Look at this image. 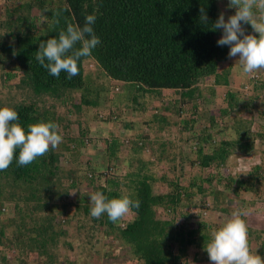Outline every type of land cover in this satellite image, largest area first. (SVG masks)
I'll return each mask as SVG.
<instances>
[{"label":"trees","instance_id":"1","mask_svg":"<svg viewBox=\"0 0 264 264\" xmlns=\"http://www.w3.org/2000/svg\"><path fill=\"white\" fill-rule=\"evenodd\" d=\"M4 1L0 6V76L4 77L0 94L8 88L4 87L5 80L14 78L16 72L20 74L18 87H28L31 94L28 100L24 95L16 98L15 103L11 101L15 97L10 96L14 93L6 97L9 102L0 98V107L15 109L25 130L31 123L55 122L63 142L28 166H18L14 159L7 170L0 171V247L12 248L18 254L8 260L0 250V264H62L54 247L72 245L66 240L60 242L66 231L56 219L62 216L66 225L74 219L77 227L87 226L88 231L101 229L103 237L109 238L104 248H95L96 241L88 240V251L72 259L65 258L68 264H103L104 257L122 259L118 264H186L189 256L194 262L209 260L205 246L211 232L221 225L207 222V216L191 220V207L195 206L201 215L213 207L227 211L220 207V186L229 191V200L254 192L253 200L249 201L253 205L261 201L256 198L262 197L257 185L264 176L260 166H252L251 171L241 174L228 165L234 154L249 156L253 148H260L264 129L250 136L244 123L232 121L230 127L235 135L227 138L224 132L228 127L217 121V117L229 116L230 110L245 103L240 89L228 87L232 67L229 46H218L221 29H211L220 15L222 0H18L17 4H11L14 0ZM44 8L49 10L44 12ZM201 8L208 18L206 24L200 20ZM33 10L39 14L32 16ZM41 12L50 23L53 14L59 12L60 23L53 27L46 23L38 26ZM88 14L97 17L93 28L101 43L91 56L78 61V75L71 79L64 72L59 77L52 76L35 59L39 43L58 38L59 31L66 30L68 23L83 27ZM242 27L245 34L258 35L250 24ZM217 86L225 87L222 94L225 106L216 108L210 116V127L220 130L221 136L216 139L213 134L190 127L203 110L200 102L211 101ZM257 87L264 88V80L252 78L249 103L256 99L253 93ZM163 89L176 92L165 104ZM76 91L80 92L79 101L72 103V109L68 108L66 113L58 111L54 104L46 107L36 103V98L50 96L63 105V100L72 98ZM157 101L161 105L155 108L153 103ZM188 102L193 105L191 115L179 122L173 123L161 113L172 111L171 115L176 112L183 116L181 112ZM260 105L264 118V100ZM149 106L156 112L149 110ZM68 112L85 118L84 122H78L75 136L69 133L72 121ZM135 119L141 120L139 127L133 124ZM91 120L113 121L117 128L120 122L124 125L116 136L102 142L103 153L84 156L81 148L89 152L91 144L84 139ZM173 125L180 126L179 130L174 132ZM147 129L150 135L149 131L145 134ZM183 143L187 144V150ZM79 156L83 160L76 161ZM63 157L64 163L69 158L76 165L66 164L65 170L60 164ZM120 159L126 163L124 173L120 171ZM101 164L105 169L98 170ZM176 166L180 172L177 176ZM164 167L166 171L162 170ZM190 168L198 172L184 183L180 176L186 175ZM160 171L164 173L159 174ZM169 171L173 176L168 175ZM64 179L66 186L61 185ZM160 182L165 183L167 191L154 190ZM82 185L87 192L81 193ZM16 189L19 193L14 192ZM71 190L76 193L73 203L59 204L57 197L65 199ZM96 191L109 198L130 195L140 201V207L133 208L115 224L106 214L95 219L90 215L87 193ZM4 199L13 203L11 215L6 213ZM208 202L216 206L210 209ZM69 204H74V212L69 210ZM158 206L163 207L166 215L157 212ZM260 206L263 217L259 218L261 223L259 219L256 223L261 228L255 231L247 225L250 248L264 259L263 201ZM182 208L187 213L179 217L178 210ZM6 226L12 227V234L5 235ZM257 240L259 249L250 244Z\"/></svg>","mask_w":264,"mask_h":264},{"label":"clouds","instance_id":"2","mask_svg":"<svg viewBox=\"0 0 264 264\" xmlns=\"http://www.w3.org/2000/svg\"><path fill=\"white\" fill-rule=\"evenodd\" d=\"M228 7L235 8V13L228 16L227 20L221 13L211 25L212 30L222 29L223 31L217 39V45H228V56L239 57L236 62L241 66L243 74L249 75L264 70V0H229ZM48 10V8L43 9L44 12ZM200 12V20L206 24L208 18L204 9L201 8ZM40 16L39 23H46L48 27L60 23L59 12L53 14L51 23L43 12ZM96 19L95 14H88L85 16L83 27L68 23L66 30L59 31L58 38L51 37L46 42H40L35 54L36 61L54 77H59L61 72L67 73L68 79L78 75V61L82 57L91 56L93 50L101 43L93 28ZM243 24H250L258 35L245 34ZM78 44L79 47H77ZM248 88L251 89L250 86ZM238 89L245 94L244 88L238 87ZM18 120V112L15 109L8 106L0 107V171L7 170L14 159L18 166H28L37 158L47 155L50 150H55L63 142V137L58 131L59 126L55 122L31 123L25 130ZM255 140L257 142V139ZM234 155L237 157H233V160L228 163L229 166L233 163L236 166L238 161L240 163V160L251 157V155L244 156L239 153ZM257 161L259 163V159ZM235 169L232 168L233 172L237 171V166ZM249 193L254 195L251 191ZM87 194L90 197L91 217L99 219L106 214L108 220L114 224L128 215L133 208L140 207V201L130 198V195L109 198L100 191ZM208 203L211 209L212 203ZM158 210L160 215H166L163 207L158 206L157 212ZM181 210L187 213L185 208L179 209L178 213ZM194 210L199 212L193 206L190 213ZM205 213L202 212L200 219H203ZM190 219L192 220V217ZM205 249L212 264H264V259L250 248L248 225L243 219V214L238 210L232 213L230 219L211 232V239ZM189 261L190 256L186 257V264Z\"/></svg>","mask_w":264,"mask_h":264},{"label":"rangeland","instance_id":"3","mask_svg":"<svg viewBox=\"0 0 264 264\" xmlns=\"http://www.w3.org/2000/svg\"><path fill=\"white\" fill-rule=\"evenodd\" d=\"M6 2L4 0H0V6H2V3ZM11 4H17L18 0H14V1H10ZM228 3L229 0H222L219 3V14L223 13L225 20H227L228 16L233 15L235 13V10L230 9L228 7ZM2 13L1 9H0V14ZM35 14V15H34ZM39 13L36 12V10H33V12H31V15L33 16H37ZM38 26L39 22L37 23ZM253 33L254 30H253ZM223 34V31L221 29L220 34L217 36V39ZM232 63V67L230 69V73H229V82L231 83V86H233V88H244V90L246 91L245 94L244 93H240L241 95L243 94V96L241 97L242 101H244L245 103H241V106L239 107V109H232L229 111V116L224 115L222 117H217V121L219 124L221 125H225L227 129V132L225 131L224 133H226V137H230V136H234L235 133L232 129V127H230V123L233 121L235 122H239L241 121L242 124L244 123V129L246 131H248V133L250 134H255V131L257 130H263L264 129V118L263 116H261L260 114L262 113L261 110V105L260 102L262 100H264V88L262 87H257L256 90H254V95H256V99L254 101H251V103H249L248 100V94L251 92L252 88L249 90V86H251L252 83V78H254V80L257 79H262L264 80V70H260L259 72H256L254 74H249V75H245L242 73L241 70V66L239 65L238 62H236L239 57H228ZM89 66H91L89 64ZM225 66H227L225 64ZM7 70V69H4ZM16 76L14 78H12L11 80H5L6 85L4 87H8L4 89V92L0 94V98H3V100L5 102H9L8 101V97L10 94L14 93V95H10L11 97H15L13 100L11 99V101L13 103L16 102V98L19 100L20 98L23 97L24 95V99L28 100V96L29 94H31V91L29 90V88L27 87H18L17 83H18V79L20 78V74L19 72H16ZM3 77V75H2ZM0 76V86H2V78ZM4 78V77H3ZM251 78V79H250ZM210 83V82H209ZM243 85H247L248 87H244ZM243 86V87H242ZM259 86V85H258ZM112 87V86H110ZM225 88V87H223ZM220 86H217L215 89V97H213V99L211 101H201L200 105L202 106L203 110H201V112H199L200 117L197 119V121H195V123L193 122V126L190 127V123H188L189 127L191 128L190 130H199V131H204L208 134H213V136L217 139L219 138L221 135H219L220 130L217 129H213L210 127V116L213 115L212 111H216V108L219 107H224L225 106V102L222 98V94L224 92V89ZM232 88V87H231ZM111 90V89H110ZM109 90V92H110ZM253 91V90H252ZM247 93V94H246ZM161 94L165 97L163 104L168 103V99L171 100V97L176 94V92L172 91V90H167V89H163L161 90ZM9 96V97H10ZM72 98H65L63 101V105H61V102L55 101L52 97L50 96H42L41 98H36V103L38 106H46V107H50V105L54 104L57 108L58 111H61L63 113H66L68 108L71 107L72 109V103H75L79 101V97H80V92L76 91L72 94ZM247 102V103H246ZM253 103V104H252ZM251 104V105H250ZM153 105L155 106V108L160 107L161 102L157 101L154 102ZM192 102H188L186 105H184L183 110H182V115L183 116H178L176 112H174L172 115V111H163L161 112L162 114H164L165 116H169L170 119H168L169 121H173L174 122H179V119H183L185 117H188L191 115V111H192ZM120 107L122 108L123 105H120ZM247 108H249L250 112H247ZM149 110L156 112L154 108H150L149 106ZM148 110V112H149ZM118 111V110H117ZM160 112V111H159ZM158 112V113H159ZM218 112V111H217ZM94 112H91V114H93ZM190 114V115H189ZM68 118L71 119L72 123L70 126V135L75 136L78 134V122L80 121V123L85 121V118H80L79 114L73 113V112H68ZM90 116V115H89ZM215 116V115H214ZM218 116V115H217ZM232 117V120H230V118ZM88 118V117H87ZM258 118V119H257ZM261 121H260V120ZM253 121L255 123H253ZM249 122V124L247 123ZM123 122H120L119 126H123L124 124H122ZM90 131H88L86 137L84 139H86L89 143V152L86 151L85 148H81V153L86 156V155H95L97 153H103V146L104 144H102V142H104V140H107L108 138H110L111 135L115 136L119 133L120 131V127L117 128L115 123L113 121H108V122H101L98 120H91L90 121ZM134 125H136V127H139L141 125V120L135 119V121L133 122ZM170 125V124H168ZM250 125V126H249ZM128 126V125H127ZM209 126V127H207ZM180 126H176L173 125L171 128L174 129L173 131L175 132L176 130H179ZM134 128V127H133ZM249 128V130H248ZM229 130V131H228ZM148 129L144 130L145 134L148 133ZM193 133H196V131H194ZM150 135V131L148 133ZM153 134V133H152ZM162 135H166L164 134V132H161ZM190 143L193 144L194 140H190ZM259 143V142H257ZM256 143V144H257ZM255 144V143H254ZM183 146L186 148L187 144L183 143ZM260 148L256 147V149L253 148L252 150V155L251 157H247L244 160H240L237 162L236 166H237V172H240L241 174H245L249 171L252 170V166H260V172L264 174V142L260 140ZM88 147V146H87ZM85 149V150H84ZM188 148H186L187 150ZM102 157V156H101ZM231 160H233V157H237V156H231ZM68 158V157H67ZM66 158V159H67ZM93 159V158H92ZM259 159V163L258 160ZM77 160H83L82 157H78ZM121 160V159H120ZM75 160H71L68 158L67 162H65L64 157L61 159L60 164L62 166H64V169L67 170V166L66 164H74L76 165ZM99 162H102V159H99ZM126 163L124 161H119V167L121 168V173L125 172V168H126ZM235 163L231 164L230 167H232L234 170L236 166H234ZM98 170H103L105 169L104 164L99 165ZM165 168V167H164ZM162 170L166 171V168ZM186 172V171H184ZM198 171L196 169L190 168L187 171L186 175H181L179 178L181 179L182 182H186L187 181V177L196 174ZM164 172L160 171L159 174H162ZM175 175H179V168L176 166V169L174 171ZM169 176H173V172L169 171L168 173ZM1 180V179H0ZM64 182H62L61 185L66 186L67 181L64 179ZM66 182V183H65ZM102 184V181H101ZM60 186V184H59ZM63 187V186H61ZM85 186L82 185V192L81 193H85L87 192L88 189L84 188ZM258 190V194L261 193L260 196L262 197H256L258 199H260L261 201H264V176L262 177V179H260L259 184L257 185ZM220 191H222V195H220V197H222L221 199V205L220 207L223 208H227V211H224L222 209H216V208H212L211 210H209V212L206 211L205 215H204V219L207 216L206 220L207 222H211L213 224H220L222 225L223 223H225L228 219L231 218L232 213L236 212V210H238L239 212H241L243 214V219H245L246 223L249 224L253 230H258V228H261V225L256 223V219L262 218L263 217V212L261 209V203L260 201L254 202V204H250V199L253 200L254 197H252V195L246 194L245 197H243V194L241 196H237L236 199L232 200L228 198L229 196V191L225 190V187L220 186L218 187ZM224 188V189H223ZM168 188L165 187V183H159L158 186L155 187V191L158 193H163L165 191H167ZM19 189H16V191L14 190V192L19 193ZM74 192V193H71ZM227 192L229 194H227ZM254 193V192H253ZM233 194V192H232ZM235 194V193H234ZM233 194V196H234ZM75 191H70L69 196L65 199H60L59 197H57L58 199V203L62 204V203H70L71 200L75 199ZM4 197H6L5 194H3ZM211 197V196H210ZM252 197V198H251ZM245 199V200H243ZM245 201V202H243ZM20 204H22V202H19ZM73 203V202H71ZM4 205H6V208L8 209V211L6 213H8L9 215L12 214V208H13V203L9 202L8 200L4 199ZM212 206H216L215 203H212ZM69 210L71 212H74V204H69ZM229 209V211H228ZM184 210V209H183ZM181 210L179 211L178 216L181 217V215L184 214V211ZM183 211V212H182ZM159 212V210H158ZM187 212V211H185ZM163 214V213H162ZM192 214V220L195 221L196 217H200L201 212H198L196 210H194ZM124 218V217H123ZM122 218V219H123ZM64 219L65 216L59 217L56 219V222H60V224L62 225V228L66 231V234L62 237H60V242H63L64 240L69 241L72 243L71 246H61V245H57V247L55 246V251L57 250L59 254V256L61 257V261L62 264H68V260H65V258L67 259H72L74 255H79V254H84L86 251H88V248L90 245H88V240L91 241H96L97 245L95 246V248H104V245H106L107 243H109V238H105L103 237V233L102 230H96L93 229L92 231H88L86 230L87 226H83V227H77V220H71L69 224H65L64 223ZM260 221H258V223H261V219H259ZM89 223V217L86 218L85 223L86 225H88ZM212 224V225H213ZM12 227L10 226H6L5 227V235H10L12 234ZM97 240H100V242L98 243ZM259 241H253L250 244L253 245V247L255 246V248L259 249ZM2 250V254L6 255L8 257V260H10L13 257H16L17 251L12 250V248H4L1 249ZM264 252V248L262 250ZM10 258V259H9ZM67 261V262H66ZM120 261H122V259L120 258H107L104 257L102 259V263L104 264H118ZM188 264H212V262L210 260H205V261H193L192 257L190 256V261L188 262Z\"/></svg>","mask_w":264,"mask_h":264},{"label":"crops","instance_id":"4","mask_svg":"<svg viewBox=\"0 0 264 264\" xmlns=\"http://www.w3.org/2000/svg\"><path fill=\"white\" fill-rule=\"evenodd\" d=\"M228 81H229V76H228ZM228 87H232L233 88V86H231L230 82H228Z\"/></svg>","mask_w":264,"mask_h":264}]
</instances>
